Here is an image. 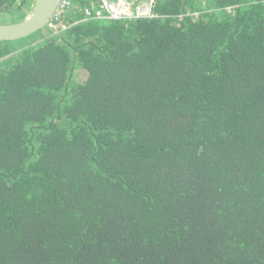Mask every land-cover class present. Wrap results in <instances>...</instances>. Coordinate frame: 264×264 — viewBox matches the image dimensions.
<instances>
[{
    "label": "trees",
    "instance_id": "1",
    "mask_svg": "<svg viewBox=\"0 0 264 264\" xmlns=\"http://www.w3.org/2000/svg\"><path fill=\"white\" fill-rule=\"evenodd\" d=\"M155 10L0 41V264H264V0Z\"/></svg>",
    "mask_w": 264,
    "mask_h": 264
},
{
    "label": "built area",
    "instance_id": "2",
    "mask_svg": "<svg viewBox=\"0 0 264 264\" xmlns=\"http://www.w3.org/2000/svg\"><path fill=\"white\" fill-rule=\"evenodd\" d=\"M157 0H61L47 27L59 30L64 16L76 13L80 21L153 18ZM73 23V22H72Z\"/></svg>",
    "mask_w": 264,
    "mask_h": 264
},
{
    "label": "water",
    "instance_id": "3",
    "mask_svg": "<svg viewBox=\"0 0 264 264\" xmlns=\"http://www.w3.org/2000/svg\"><path fill=\"white\" fill-rule=\"evenodd\" d=\"M61 0H34L32 11L25 18L0 22V41L23 39L46 28Z\"/></svg>",
    "mask_w": 264,
    "mask_h": 264
},
{
    "label": "rangeland",
    "instance_id": "4",
    "mask_svg": "<svg viewBox=\"0 0 264 264\" xmlns=\"http://www.w3.org/2000/svg\"><path fill=\"white\" fill-rule=\"evenodd\" d=\"M33 5H34V0H32L31 5L28 6V9H29V10H27L28 11V15L31 13ZM2 19H3V17L0 18V21H3ZM48 31H49L48 27H46L44 29H41V30H38L37 32L31 34L30 36L23 38L22 41L23 42H27V41L33 40V39L37 41V39H39L41 37V35L48 34ZM77 77H78V79L81 80V79L84 78V75L82 73H80V74H78Z\"/></svg>",
    "mask_w": 264,
    "mask_h": 264
},
{
    "label": "bare ground",
    "instance_id": "5",
    "mask_svg": "<svg viewBox=\"0 0 264 264\" xmlns=\"http://www.w3.org/2000/svg\"><path fill=\"white\" fill-rule=\"evenodd\" d=\"M69 26V25H68ZM62 29L64 28V24H63V26L61 27Z\"/></svg>",
    "mask_w": 264,
    "mask_h": 264
}]
</instances>
